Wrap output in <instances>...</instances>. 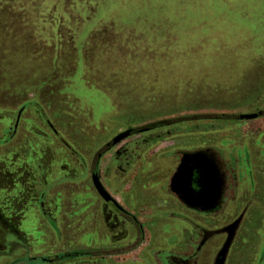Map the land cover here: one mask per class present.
Wrapping results in <instances>:
<instances>
[{
  "label": "rangeland",
  "instance_id": "rangeland-1",
  "mask_svg": "<svg viewBox=\"0 0 264 264\" xmlns=\"http://www.w3.org/2000/svg\"><path fill=\"white\" fill-rule=\"evenodd\" d=\"M1 10L0 169L12 177L30 158L37 164L46 157L52 183L45 205L62 224L58 237L37 247L42 253L53 256L55 243L61 244L57 254L90 248L87 237L71 234L73 212L80 232L91 224L89 213H99L86 164L130 129L133 135L102 155L98 174L148 228V244L137 254L151 258L166 250V241L174 242L172 251L183 250L180 231L195 234L171 217L180 213L202 224L168 191L174 154L213 149L235 175L238 214L246 209L237 257L264 264V0H0ZM158 122L169 124L152 130ZM124 147L132 156L127 173L110 164ZM26 169L35 182L22 185L23 174L15 172L20 188L4 187L0 206L18 214L22 232L32 233L42 184L32 166ZM75 194L83 201H73ZM126 227L133 241V225ZM103 240L107 250L116 247ZM218 245L213 240L208 251ZM133 258L112 256L105 264Z\"/></svg>",
  "mask_w": 264,
  "mask_h": 264
},
{
  "label": "flooded vegetation",
  "instance_id": "flooded-vegetation-1",
  "mask_svg": "<svg viewBox=\"0 0 264 264\" xmlns=\"http://www.w3.org/2000/svg\"><path fill=\"white\" fill-rule=\"evenodd\" d=\"M21 114H22V110H20L17 113L12 128L11 136L9 137L10 140H12L16 135V130L19 126V122L21 119ZM49 127L51 129L53 128L51 125H49ZM152 130L154 129L152 128ZM52 133L54 137H57L58 133L54 129H52ZM131 135L133 134L131 133ZM9 138L6 144L10 142ZM59 141L64 145L67 151L72 152L70 147H68V145L63 142L62 138H60ZM148 141L150 140L147 139L145 143H147ZM114 147L116 146L110 147L109 145H107L105 148L102 149V150L105 149V151L102 154H100V156L98 157V162L96 166L94 164L95 161V157H94L90 169L91 175L98 174V163L102 155ZM203 150H210L214 152L213 153L214 157L217 160L220 170L224 174L226 182L222 189L220 204L215 209L204 212H197L186 208L184 205H182L176 200L175 196L170 192L169 187H170V181L173 175L175 174V172L177 171V168L180 165L182 157L185 154L195 151L177 152L174 154L178 158V160L177 163L175 164V169L169 180L168 191L175 198L177 203L180 205L181 209H183L184 211L193 212L202 218V224L198 225L192 222L188 217H186L183 214L180 213L178 215L172 214L171 217L173 219H176L177 221H180L182 223H188L189 225H192L195 232V234L191 236L189 234L188 235L185 234L184 232L186 231L184 232L180 231L181 232L180 234L183 239V246H181L183 250L174 252L172 250L166 249L159 251L151 258L148 257L142 258L140 254H137V251L140 248L143 240L142 225L138 222L136 217L133 214H131L129 211H127L125 208H123L122 205L114 197H112L111 194L110 195L114 202H104L100 197L97 196V194L94 193L95 199L99 201L98 202L99 213L102 217V224H103V227L102 228L99 227V229H101V232L102 230L103 231L107 230L105 234L103 233L104 236L106 237L105 239L109 240V237H111L110 242L116 244L115 245L116 247L111 249L112 251L99 248L103 240L97 238L98 235L97 234L94 240L95 243L98 242L97 243L98 249H94L91 243L92 240L87 239L86 244L88 242L87 245H91L90 249L85 251L84 250L73 251L72 253L57 254V248H61V244L55 243L54 244L55 250L50 251V254H52L53 256H49L45 252L42 253L43 250L37 247L43 246L44 244H47L48 241H51L48 238V236L54 235L55 237H58L61 233L60 229L55 227L54 223L52 225L48 223L50 227H45V228L42 227V228L34 229L35 233L34 235H31L34 236V238L33 237L30 238L28 237L30 236L29 234L23 233L21 231L19 227L20 223L18 222V220H16L18 214H13L12 211L10 214V211L8 212L5 206H0V264H105V260L112 256L119 258L125 255H131V256L133 255L134 258L121 261V264H207V263L248 264L250 263V260H248L245 263H242L241 262L242 260L241 259L239 260L237 257L239 247L240 248L243 247L238 245L237 241L239 240L240 237L242 238V240H244L243 236H241L240 228L246 215V209H243L242 212L238 214V207L235 205L236 203H234L235 202L234 185L236 181L235 175L233 171L229 169L228 164L224 161V159H222L217 154L215 150L213 149H203ZM128 152H129V148L124 147L118 149L112 155L110 164H112L122 173H127V169L129 170L131 166L132 156L129 155ZM30 160L32 164H35V166H33V170L36 173V175L40 178V180L42 179L41 176L43 175V184H44L46 180L44 178L45 172L43 171L44 170L43 167L39 163L36 164L35 158H30ZM30 160L27 161L24 167L19 166V168L15 171L16 173L23 174L22 177L23 181L21 183L22 185H24L23 183L24 180L26 179L29 180L31 179V181L35 180V175H32L30 172L28 173V170L26 169V167L29 166L30 164L29 163ZM121 160H123V163L118 165L117 162ZM14 173H12V177H10L11 175L9 176L6 173L2 174L0 172L1 190L4 189L2 187H6L8 185L9 177L10 180L12 181L11 183H9L11 184L10 188L14 190L15 187L18 186V184H16V180H14V177H16V174ZM18 187L20 188V186ZM44 188L46 187L44 186ZM106 191L108 192V190ZM45 194L46 193L44 191H41L39 193V198L37 200L38 210L40 212V215L45 221L52 220L53 222H55L54 219H51V217H49L50 214L49 212H47V207L44 203ZM241 215H243L241 223L233 236L228 252L226 253L223 262L217 263L218 254L222 250L228 238V233L225 230ZM211 220L213 221V223ZM128 222L133 225L134 230L136 231L135 238L133 241L127 237L131 233V230L126 227V224ZM121 224H124V226H122ZM99 229H95V231H99ZM75 230L76 232H78L80 229L75 228ZM213 240L219 241V245L213 251H208V248ZM29 242L34 243L32 248H30ZM121 246H123L122 247L123 249L121 248Z\"/></svg>",
  "mask_w": 264,
  "mask_h": 264
},
{
  "label": "water",
  "instance_id": "water-1",
  "mask_svg": "<svg viewBox=\"0 0 264 264\" xmlns=\"http://www.w3.org/2000/svg\"><path fill=\"white\" fill-rule=\"evenodd\" d=\"M260 116L261 113L240 115L239 120L251 121ZM131 133L130 129L120 133L112 139L111 145H118L129 138ZM213 153L210 150H199L185 154L170 181V192L179 203L190 210L204 212L215 209L220 204L226 179ZM91 182L97 195L104 202H114L102 185L98 174L91 175ZM242 217L243 215L226 228L228 238L218 254L217 263L223 262Z\"/></svg>",
  "mask_w": 264,
  "mask_h": 264
},
{
  "label": "crops",
  "instance_id": "crops-1",
  "mask_svg": "<svg viewBox=\"0 0 264 264\" xmlns=\"http://www.w3.org/2000/svg\"><path fill=\"white\" fill-rule=\"evenodd\" d=\"M39 159H40V165L43 167V171L45 172V180H46V182L43 184V175L41 176L42 177V179L40 180V178H39V180H40V182H41V184H42V187H40L39 188V190H38V198H39V193L41 192V191H44L46 194H45V198L48 196V192H46L47 191V188H48V184L50 185L51 183H52V181H48L47 180V166H46V157H41V156H39ZM44 160V161H43ZM19 166H22V165H19ZM29 166H35L34 164H29ZM91 166H92V163L91 164H86V167H87V169H89V171H90V169H91ZM89 167V168H88ZM0 172L3 174V173H6V171L5 170H0ZM11 172H12V170H11ZM99 176V175H98ZM99 179H100V177H99ZM34 182H35V180H34ZM11 183V182H10ZM91 185H92V182H91ZM34 186H36L35 184H34ZM44 186L46 187V188H44ZM51 186V185H50ZM6 187H11V184H8ZM93 187V186H92ZM1 188V187H0ZM2 188H4V187H2ZM86 188H89V182H88V184L86 185ZM94 189V188H93ZM112 190H108L109 192V194H111L113 191H114V189L115 188H111ZM1 190V189H0ZM34 190L35 191H37V189L36 188H34ZM2 191H4V190H1V192ZM89 191V190H88ZM5 192V191H4ZM96 192V191H95ZM35 193V192H34ZM89 193V192H88ZM87 193V194H88ZM114 193V192H113ZM14 194V193H13ZM33 195V194H32ZM112 195V194H111ZM13 196H15V194L13 195ZM30 196H31V194H30ZM78 196V200L76 199V197ZM99 197V196H98ZM114 197V196H113ZM38 198H37V200H38ZM44 198V199H45ZM87 198H89L88 196H87ZM95 198V197H94ZM45 201V200H44ZM73 201H76L77 203H80V201L82 202L83 201V198L82 197H80L79 195H76L75 194V197H73ZM99 202V201H98ZM37 203V201L34 203V204H36ZM45 203V202H44ZM88 208V207H87ZM50 215H49V217H51V219H55V220H57V221H55V224H56V227H58L59 229L61 228V222L59 221V219H60V217H58V219H56V218H53V216H51V213H49ZM38 215L40 216V219H39V222H38V227H36V228H42V227H50L49 226V224H48V222H46L43 218H42V216L40 215V212H38ZM89 215L90 216H88L87 217V219H89L90 221H91V224L86 228V230H85V232H80V230L78 231V232H76V230H75V228H80L79 227V219H80V217H79V213L78 212H73L72 213V217L71 218H73L74 220H75V223H73V227L74 228H72V235L73 236H75V237H77V236H79L80 234L82 235V236H84V238L85 237H87V239H91L92 240V247L94 248V249H98V242L97 243H95V240H94V238H96V235H97V238H100V239H102L103 240V237H105L104 236V231L102 230V232H101V229H99V221H100V219L102 218L101 217V215H100V213H97L96 211H93V212H90L89 213ZM101 217V218H100ZM36 220V219H35ZM38 220V219H37ZM78 220V221H77ZM138 220V219H137ZM41 221V222H40ZM138 222L140 223V224H142V228H143V240H142V244H141V246H140V248L138 249V251L137 252H139L140 250L142 251L143 250V248H144V246H145V244H148L147 243V240H148V237H149V232H148V228H147V226H145L144 224V222H143V220L141 221V220H138ZM43 225V226H42ZM19 227H20V225H19ZM36 228H34V229H36ZM101 228V227H100ZM34 229H32L33 230V232L32 233H27V234H29L30 236H28V237H33L34 238V236H31V235H34ZM95 229H99V231H95ZM133 230H134V227H133ZM80 232V233H79ZM23 233H25V232H23ZM104 233V234H103ZM134 233H136V231L134 230ZM135 236V235H134ZM83 238V239H84ZM106 238V237H105ZM86 239V240H87ZM32 240V239H31ZM104 241L105 240H103V242H102V244L100 245V247L99 248H102V249H109L108 247H104ZM110 245H112V244H114V243H112V242H110V237H109V240H106ZM165 243H169L168 245H167V247H166V249L167 250H172L171 249V245L173 246L174 245V242L171 244L170 242H168V241H166ZM87 244H88V242H87ZM108 244V245H109ZM29 245H30V248H32L33 247V245H34V243H31V242H29ZM107 245V246H108ZM170 247V248H169ZM90 248H91V245H90ZM89 248V249H90ZM86 250H88V249H86ZM131 256V255H130ZM117 259V258H116Z\"/></svg>",
  "mask_w": 264,
  "mask_h": 264
},
{
  "label": "trees",
  "instance_id": "trees-1",
  "mask_svg": "<svg viewBox=\"0 0 264 264\" xmlns=\"http://www.w3.org/2000/svg\"><path fill=\"white\" fill-rule=\"evenodd\" d=\"M5 5V4H4ZM2 13V10L0 12V17H3V15L1 14ZM23 40L26 42V36L24 35L23 36ZM167 124H169L168 122H158V123H155L153 124L150 128L152 129H157V128H161V127H164L166 126ZM105 151L104 150H101L96 156H95V161H94V164L96 166L97 162H98V157L100 156V154H102L103 152ZM96 171V170H95Z\"/></svg>",
  "mask_w": 264,
  "mask_h": 264
}]
</instances>
